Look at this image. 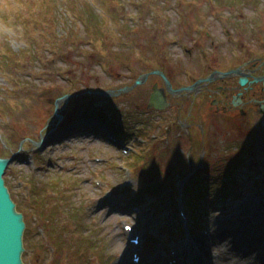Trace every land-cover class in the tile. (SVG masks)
Returning a JSON list of instances; mask_svg holds the SVG:
<instances>
[{
	"label": "rangeland",
	"instance_id": "obj_1",
	"mask_svg": "<svg viewBox=\"0 0 264 264\" xmlns=\"http://www.w3.org/2000/svg\"><path fill=\"white\" fill-rule=\"evenodd\" d=\"M44 1L42 9L41 0H0V48L10 44L26 57L0 52V157L18 155L5 179L27 221L25 263L122 264L126 256L131 262L134 252H129L124 226L133 220L148 218L136 226L138 234L143 232L141 252L146 255L166 252L172 236L185 237L178 222L183 212L191 217V232L200 234L245 211L236 208L254 196L244 191L252 181L235 160L252 161L247 171L256 170L257 180L264 176V122L258 125L262 117L256 118L254 105L264 95L261 83L244 100H254L250 107L240 106L250 115L231 121L223 113L212 117L218 96H210L206 87L168 95L172 107L165 111L149 109L152 88L164 87L159 76L119 96L92 93L117 92L156 69L167 76L177 71L171 75L173 88L191 85L207 66L239 65L245 58L233 44L239 39L241 48L264 58V0ZM14 17L31 18L35 26L16 25ZM191 25L211 35L200 40L207 59L197 49L199 40H191ZM30 46L35 55L29 56ZM225 50L230 56L223 55ZM220 84L231 87L228 102L241 92L237 80L213 83L209 90ZM63 95L70 99L59 105V120L56 101ZM119 127L131 133L123 137ZM122 140L132 149L126 157ZM213 161L218 169L209 178ZM228 170L234 172L233 187L223 195L230 186L223 182ZM190 176L196 181L188 191L185 179ZM129 182L131 189L125 188ZM199 185L207 190L197 192ZM124 194L145 202L134 203ZM202 199L207 202L197 210ZM199 214L204 219L195 228Z\"/></svg>",
	"mask_w": 264,
	"mask_h": 264
},
{
	"label": "bare ground",
	"instance_id": "obj_2",
	"mask_svg": "<svg viewBox=\"0 0 264 264\" xmlns=\"http://www.w3.org/2000/svg\"><path fill=\"white\" fill-rule=\"evenodd\" d=\"M264 137L262 136L261 144L263 145ZM261 155L264 157V145ZM216 161H213L212 167L210 168V173L207 175L209 178L216 175L217 172ZM212 183L210 187L214 186L215 179H211ZM125 188H132V185H128ZM198 189L202 192L207 190L205 186H198ZM264 199V194H256L250 196L248 200L242 201L240 206H251L254 204L259 205L258 199ZM243 200V199H242ZM183 206V203H182ZM139 211L143 209L142 205L137 206ZM204 208V204H197V210ZM261 209L264 212L262 207ZM115 210V207L112 208ZM241 210V209H239ZM250 215V219L245 218V214ZM201 214L196 215L195 225L198 227L202 222ZM247 220L246 229H241L239 227L241 219ZM204 219V218H203ZM139 224L145 222L144 217L139 218ZM258 221V224L254 223ZM179 224L181 225V230H185L184 234L177 241L174 236L172 240H169L166 252L165 250L161 252L155 250L154 253H148L143 258V264H163L160 260L164 256L169 259L173 264H264V213L256 210L247 211L244 214L233 215L231 218H222L216 222L214 230L205 231V228L200 230V234H193L191 232L190 222L185 215L179 218ZM204 222V221H203ZM250 223H253L250 226ZM218 227V228H217ZM143 232L140 233V238ZM167 241V240H166ZM137 251L139 247L133 246L129 248L130 251ZM195 252L203 255V259L193 258ZM159 261V262H158ZM122 264H131L127 256L121 262Z\"/></svg>",
	"mask_w": 264,
	"mask_h": 264
},
{
	"label": "water",
	"instance_id": "obj_3",
	"mask_svg": "<svg viewBox=\"0 0 264 264\" xmlns=\"http://www.w3.org/2000/svg\"><path fill=\"white\" fill-rule=\"evenodd\" d=\"M235 73L237 74L240 73V70H238V72H229L225 74L215 73L213 76L209 77L208 79L200 80L197 82L196 85L189 87L185 90L194 91L197 88H199V86L202 83L212 81L216 75H220V77L222 78V77H228ZM152 74H158L162 76L168 90L174 94L177 93L172 90V85L163 72L155 71ZM149 76L150 74H146L140 77L136 81L133 87L122 89L118 92L117 95L121 93H127L133 90L134 88L145 84ZM255 82H259V80H256ZM240 84L241 86H245L247 84V78L245 76L240 80ZM101 95L105 97H111L115 95V93L107 92ZM69 99L70 96H67V97H63L62 99L56 102V111L54 114L55 118L59 117L58 112H59V105L61 104V102L65 101L67 103ZM150 103H151L150 104L151 107L160 110L164 109L167 106L165 91L163 89H159L155 87ZM12 162H13V158L11 159L0 158V264H24L22 257L25 252L24 236L27 226L25 223L24 215L17 212L16 210L17 205L12 200L11 193L9 189L6 187L5 180L3 179L6 170L8 169V166Z\"/></svg>",
	"mask_w": 264,
	"mask_h": 264
},
{
	"label": "flooded vegetation",
	"instance_id": "obj_4",
	"mask_svg": "<svg viewBox=\"0 0 264 264\" xmlns=\"http://www.w3.org/2000/svg\"><path fill=\"white\" fill-rule=\"evenodd\" d=\"M191 28H192L193 35H194L193 39H191V40H195V39L199 40V43L197 44V48L203 47V43H201L200 40H202V37H204V35L202 34L201 30L198 28V25H191ZM227 35L230 37V43L228 45H232L231 32H227ZM207 36L211 37L209 32L207 33ZM238 36H242V33L239 32ZM187 52L189 53V55H191L193 53V50H189ZM231 52H233V51L231 50ZM240 52H242V54L244 55L243 57H245V58L239 65L235 64L234 66H230L227 69H223V68H220L217 66H208L206 68L205 76L200 77L199 79L194 81V83H196V81L208 77L210 74H212L216 70H219L221 72H228L230 70L236 71L240 68H241V74L246 75V77L248 78L249 82L245 87H241L239 85L240 78L242 77L241 74L234 75V76H231L230 78H226L223 80L215 81V82H212V83L207 85V87H206L207 93L210 96L214 94V95L219 97V98L217 97V99L212 101V106L214 107V110L211 111V113H210L211 115H214L212 117H218L220 113H223V116H226L228 121H231L232 119H234L236 117H240V116L245 118L248 115H250V111L246 110V109H244V107H240V106L246 105L249 108L250 104L253 103L254 100L248 101V102L244 101L245 99H247L249 97L248 93L250 92V90H252V88H253L252 86L254 84L261 83L262 92H264V58L254 57V53L249 51V50H245L244 47L241 48ZM223 55L225 57L228 55L230 56V52L228 50H225ZM168 72L170 73V75H168V77L171 80H172L171 75H175L177 73V71L175 69H171ZM255 78H258L260 80L262 79V81L259 83L250 84ZM231 80H237V84L239 85V89L241 90V92L237 93L236 95H233L230 102H228V99L230 97L228 94V90L231 87L223 86L222 84H220L216 88L209 90L210 89L209 87L213 83H228ZM173 87H174V85H173ZM181 87H179V88H181ZM203 87H205V86L203 85ZM179 88H175V89H179ZM175 96H177V95H175ZM262 96H263L262 100H255L254 105L258 106L256 108L257 111L259 110V108L262 106V103L264 102V95H262ZM171 97H174V95H171ZM237 99L241 100V104H239L238 106H236V104H235L237 102ZM168 101H169V99H168ZM214 102H215V104H213ZM171 107H172V103L169 101V108L168 109H170ZM251 113H252V110H251ZM212 117L210 116V118H212ZM249 122H251V121L248 120L246 123H249Z\"/></svg>",
	"mask_w": 264,
	"mask_h": 264
},
{
	"label": "trees",
	"instance_id": "obj_5",
	"mask_svg": "<svg viewBox=\"0 0 264 264\" xmlns=\"http://www.w3.org/2000/svg\"><path fill=\"white\" fill-rule=\"evenodd\" d=\"M92 20H93V21H96V17L94 16V17L92 18ZM20 56H21V54H20ZM230 176H231V173H228V174H227V177H230ZM229 182H231V181H229ZM34 187H35V186H34ZM208 187H210V185H209ZM35 188H36V187H35ZM35 188H33V190L30 191V194H31V195L33 194V196L37 194ZM211 188H212V187H211ZM191 189H192V188H191ZM21 210H22V208H21Z\"/></svg>",
	"mask_w": 264,
	"mask_h": 264
}]
</instances>
